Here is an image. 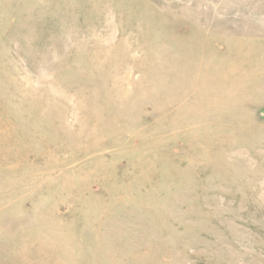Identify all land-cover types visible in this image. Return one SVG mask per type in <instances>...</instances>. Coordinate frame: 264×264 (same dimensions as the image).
<instances>
[{
    "label": "rangeland",
    "instance_id": "rangeland-1",
    "mask_svg": "<svg viewBox=\"0 0 264 264\" xmlns=\"http://www.w3.org/2000/svg\"><path fill=\"white\" fill-rule=\"evenodd\" d=\"M0 264H264V0H0Z\"/></svg>",
    "mask_w": 264,
    "mask_h": 264
}]
</instances>
